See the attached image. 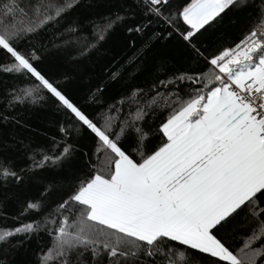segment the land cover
I'll return each mask as SVG.
<instances>
[{
    "label": "snow or ice",
    "instance_id": "snow-or-ice-1",
    "mask_svg": "<svg viewBox=\"0 0 264 264\" xmlns=\"http://www.w3.org/2000/svg\"><path fill=\"white\" fill-rule=\"evenodd\" d=\"M0 219V264H264V0H0Z\"/></svg>",
    "mask_w": 264,
    "mask_h": 264
},
{
    "label": "trees",
    "instance_id": "trees-1",
    "mask_svg": "<svg viewBox=\"0 0 264 264\" xmlns=\"http://www.w3.org/2000/svg\"><path fill=\"white\" fill-rule=\"evenodd\" d=\"M247 18V13L241 12L238 14H229L225 18L226 23L223 25H220L217 27V29L213 30L211 33L207 34L205 37L206 42L211 45L217 41H223L224 44L230 43L233 40H236L237 37H239L240 32L238 31L239 25ZM119 42V34H117L116 37L113 38V40L110 42L109 47L116 48L118 47ZM165 55L169 59V61L172 63V65L176 68H183L186 65L184 64V61L180 58V54L178 51V45H170L165 50ZM66 69L61 66L54 68V71L57 75H60L63 71ZM102 71V66L97 65L95 68V73L97 76H99L100 72ZM143 75H139L135 78V80L132 81V83H138L142 82ZM81 78L77 77V79L71 83H68L66 85L67 91L73 95L76 99L82 100L83 99V93L87 90V86L82 84ZM131 85H113L109 87L106 95L105 100H113L117 98L122 92L126 91L127 87H130ZM27 123H29L32 128L35 131L28 132L24 131L22 135H24L27 138L34 139L37 143H46V139L43 135L44 132H48L49 134L53 133L55 131V121L59 119V116L54 112V110L49 107H43V108H36L30 116L26 117ZM78 145L81 148H88L90 145L88 144V141L86 138H80L77 141ZM151 146V144L149 145ZM9 155H15L14 153L9 150ZM19 163H26V161H19ZM46 179H55L56 174L55 173H45ZM36 185L31 186V191L26 193L27 195H35L36 194ZM16 210V205H12L11 207L5 209L6 212H8L9 215L13 214ZM3 223V220L0 219V224ZM9 225L12 224L11 221H8ZM36 244L33 241L30 245V248H35ZM34 260V257L31 253V250L25 252L23 249L17 253L16 255V264H29L30 261Z\"/></svg>",
    "mask_w": 264,
    "mask_h": 264
}]
</instances>
